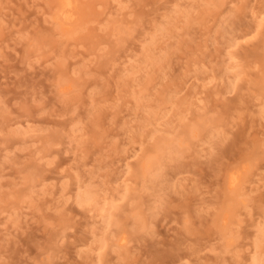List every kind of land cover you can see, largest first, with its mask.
I'll use <instances>...</instances> for the list:
<instances>
[{"label": "rangeland", "instance_id": "1", "mask_svg": "<svg viewBox=\"0 0 264 264\" xmlns=\"http://www.w3.org/2000/svg\"><path fill=\"white\" fill-rule=\"evenodd\" d=\"M73 2L0 0V264L264 263V0Z\"/></svg>", "mask_w": 264, "mask_h": 264}, {"label": "bare ground", "instance_id": "2", "mask_svg": "<svg viewBox=\"0 0 264 264\" xmlns=\"http://www.w3.org/2000/svg\"><path fill=\"white\" fill-rule=\"evenodd\" d=\"M73 5H74L73 0H61L60 17L62 18V20L70 21L73 19L74 16L70 12V10L73 9ZM241 179L242 178L239 174L234 173L230 179V187L233 190L236 189L240 185ZM262 241H264V235L261 236L260 242ZM255 264H264V263H261V261H259V262H256Z\"/></svg>", "mask_w": 264, "mask_h": 264}]
</instances>
